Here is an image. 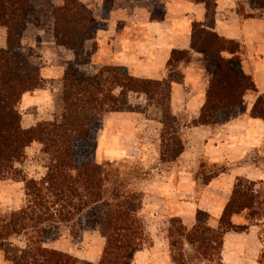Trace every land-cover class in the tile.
<instances>
[{
	"label": "trees",
	"instance_id": "trees-1",
	"mask_svg": "<svg viewBox=\"0 0 264 264\" xmlns=\"http://www.w3.org/2000/svg\"><path fill=\"white\" fill-rule=\"evenodd\" d=\"M63 1L53 12L54 37L58 45L72 50L76 56L75 61L68 63L63 79L64 111L58 120L43 121L26 129L22 126L19 104L25 93L44 87L40 69L30 62L22 45L28 17L35 7L30 0H0V26L8 32V46L0 49V179L20 176L25 182L27 197V203L20 210L0 213V249L13 264H79L77 258L47 247L46 242L55 235L54 229L59 224L71 222L93 207L107 205L108 215L100 221L106 246L98 264H129L132 255L147 243L137 214V197H120L118 188L114 197H104L102 167L92 159L94 153L87 154L96 148L100 118L131 110L130 93H144L151 99L160 97L163 124L166 127L173 123L177 126L173 132L178 134L179 119L171 107L172 81L139 79L116 65L105 66L92 76L84 75L79 66L90 63V56L82 59L81 54L96 32L97 22L81 0ZM194 1L205 5L206 20L193 23L191 50L204 54L210 84L200 116L190 125L214 126L243 113L245 95L257 92V88L253 79L242 71L240 44L221 37L214 30L217 0ZM249 1L256 8L264 7V0ZM153 18L162 19V16L154 14ZM190 59V51L175 50L168 70L173 63ZM251 115L264 120L263 95L258 96ZM34 142L44 147L51 161L40 181L27 179L17 168L26 158V149ZM184 145L181 142L170 161L179 159ZM241 181L252 188L244 189ZM257 184L238 179L217 227L208 225L209 214L200 213L196 224L188 229L187 236L191 235L192 242L202 231L211 232L204 254L217 252L219 264H223L221 253L227 232H246L264 220V188H258ZM244 213L248 224H235L234 217ZM19 235L28 236V243L24 249L15 251L7 242ZM177 244V241L172 243L174 247ZM260 262L264 264V260Z\"/></svg>",
	"mask_w": 264,
	"mask_h": 264
},
{
	"label": "crops",
	"instance_id": "crops-1",
	"mask_svg": "<svg viewBox=\"0 0 264 264\" xmlns=\"http://www.w3.org/2000/svg\"><path fill=\"white\" fill-rule=\"evenodd\" d=\"M104 1L82 0L97 22L107 24L91 40L92 46L96 44L98 50L96 56L90 58V67L97 69L105 62H112L125 68L133 77L162 81L168 76V63L173 51H190L191 60L180 64L184 82L173 84L171 91L174 115L179 118L186 113L189 121L184 130L185 150L180 155V165L175 168L183 182L186 178V197H193L189 189L191 171L199 169L202 158L217 168L216 175L204 185L203 196H199L204 198L199 207L214 212L220 218L238 179L258 183V188L264 186V120L251 115L258 96H264V7L256 8L249 0H217L214 30L221 37L240 44L242 71L253 79L257 92L250 91L245 95L246 110L228 122L191 126L190 123L200 116L210 84L204 54L191 50L192 25L205 22V5L194 0H160L163 16L162 19H154L155 0H113L109 15L103 17ZM54 28L55 23L50 29L38 28L30 35L26 30L22 38L24 49L28 47L36 51L45 64L40 70L44 87L25 93L20 102L22 126L26 129L54 120L63 109L62 102L55 109L54 100L61 96L67 63L75 61L76 56L72 50L57 44ZM7 46V29L0 26V49ZM91 50L87 42L86 52L93 53ZM105 118L108 122L135 119L137 133L134 139L141 147L140 133L150 122L145 114L118 112L107 114ZM127 140L128 137H124L115 149L109 143V137L104 139L101 135L100 144L105 153H129L132 145ZM170 173L164 175L166 183ZM166 186V191L172 188L169 184ZM194 208L186 206V220L192 223ZM236 217L233 219L235 224ZM190 226L193 227L194 223ZM259 229L254 225L246 232H227L223 239L222 263L262 264L263 240ZM149 255L148 252L136 264H152ZM162 260L166 263L167 259Z\"/></svg>",
	"mask_w": 264,
	"mask_h": 264
},
{
	"label": "rangeland",
	"instance_id": "rangeland-1",
	"mask_svg": "<svg viewBox=\"0 0 264 264\" xmlns=\"http://www.w3.org/2000/svg\"><path fill=\"white\" fill-rule=\"evenodd\" d=\"M30 1L35 9L28 17L24 33L27 30V35H30L38 28H44L45 30L52 28L55 23L53 12L61 7L64 1ZM112 3L113 0L104 1L101 16L107 17L109 15ZM163 11L164 8L160 0H155L154 14L157 17H161L163 16ZM106 25V22H97L96 32L105 28ZM96 32L87 41L89 42V47L92 48L91 51L94 50L93 53L90 51L86 52V42L84 46L85 52L81 54L82 59H87L88 55L90 58L94 57V55L96 56V50L98 49L96 44L92 46L91 43V40L96 37ZM24 53L29 57L30 62L40 70L41 66L45 65L44 61L39 59L40 55L36 54L33 49L25 47ZM90 63L79 66L80 71L84 75L92 76L105 66L114 65L112 62H105V65L96 69L95 67H90ZM180 64L181 62L178 64L173 63V66L170 67L171 70H168L167 79L169 78L172 81L171 91L173 84H182L184 82V74L180 70ZM123 69L126 71L125 68ZM159 100L160 97L156 98L155 96L154 99H151L144 93L129 94L131 110L127 111V113L145 114L150 120L147 123L148 126H143V133L139 132L142 135L140 140L142 142L141 147L138 141L134 139L137 133V129L134 127L136 124L135 119H118L108 122L105 118L107 114H105L100 118V123L98 124L96 148L94 150L91 148L87 155L94 153L92 159L102 167L104 197H108V195L109 197H114L116 188L119 190L120 197H137V214L143 223L147 243L132 255L129 264H136L148 252L150 253L149 257L152 260V264H164L165 262H163L162 258L167 259L165 264H219L217 252L211 251L212 254L210 255L204 254L206 241L210 242V231H202L203 233L194 237L193 242L190 240L191 235L187 236L188 229L193 228L190 225L196 224L200 213L209 214L211 218L207 220L208 225L212 228L217 227L219 216L214 212L205 211L203 207H199V203L204 198L199 197L203 196L204 185L216 175L218 172L217 168L211 165L208 160L202 158L199 162V169L191 171L192 181L189 189L193 197H186V178L185 182H183L181 174H178L175 168L176 165H180V159L174 162L170 161V159L173 152L180 147L181 142L185 144L184 130L189 121L186 118V113H182L178 118V134L173 132V129L177 127L173 123L166 126V128L163 124V110L158 103ZM61 102L62 112L54 120L60 119L64 111L63 87L61 96L56 97L54 100L55 109L58 108ZM244 102L246 101L244 100ZM18 108L22 115L21 104H19ZM101 135H103L104 139L109 137V143L115 149H118V144L124 137H128L126 142L131 141V151L129 153L103 152L100 144ZM130 138L131 140H129ZM50 162V155L44 151V147L40 143L34 142L26 149V158L22 163L17 164V168L22 171L27 179L40 181L47 174ZM165 172H171L168 174L170 179L167 183L164 179ZM166 184L172 187L168 191H166ZM240 184L244 189L252 188L245 181H241ZM26 203L25 182L20 176L14 179H0L1 214L18 211ZM187 205L195 207L193 209V223L190 220H186ZM108 212L107 205H99V207H93V209L79 215L71 222L59 224L54 229L55 235L50 236L46 246L70 254L79 260V264H98L106 246L105 233L100 226V221L101 218H105L108 215ZM235 221H237V225L248 224L245 219V213L237 216ZM257 225L260 227L259 236L263 240V250L260 255V260L263 262L264 220L258 222ZM27 239L28 236L26 235L14 236L7 242V245H12V248L18 251L17 249L26 247ZM173 241L178 242L177 246L174 247L172 245ZM4 249L7 248L4 247ZM0 264H13V262L8 260L5 251L2 249H0Z\"/></svg>",
	"mask_w": 264,
	"mask_h": 264
}]
</instances>
